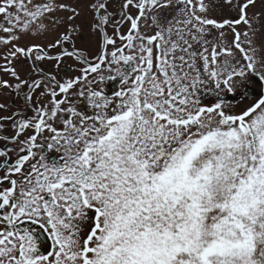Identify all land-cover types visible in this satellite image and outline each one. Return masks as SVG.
<instances>
[{"label":"snow or ice","instance_id":"1","mask_svg":"<svg viewBox=\"0 0 264 264\" xmlns=\"http://www.w3.org/2000/svg\"><path fill=\"white\" fill-rule=\"evenodd\" d=\"M0 264H264V0H0Z\"/></svg>","mask_w":264,"mask_h":264},{"label":"flooded vegetation","instance_id":"2","mask_svg":"<svg viewBox=\"0 0 264 264\" xmlns=\"http://www.w3.org/2000/svg\"><path fill=\"white\" fill-rule=\"evenodd\" d=\"M110 86H111V82H109V86H107V87H109V90H110Z\"/></svg>","mask_w":264,"mask_h":264}]
</instances>
